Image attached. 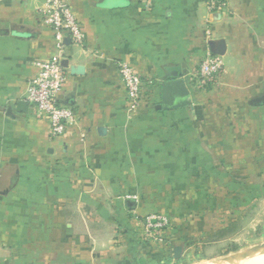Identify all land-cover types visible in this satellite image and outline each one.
<instances>
[{"label":"crops","instance_id":"0c3cea01","mask_svg":"<svg viewBox=\"0 0 264 264\" xmlns=\"http://www.w3.org/2000/svg\"><path fill=\"white\" fill-rule=\"evenodd\" d=\"M65 1L85 39L82 46L65 40L66 81L58 102L75 112L76 121L55 139L48 121L25 101L27 82L36 75L33 63L54 54L52 33L37 14L42 0L0 4V169H13V182L21 187L30 180L31 197H105L96 188L110 184L107 170L113 167L107 159L118 152L128 115L117 71L121 62L141 79V104H151L154 113L194 118L199 96L193 95L191 82L206 54H215L223 66L213 79L239 89L238 105L249 122L264 117V0H220L227 8L219 13L208 12L209 0ZM175 73L190 91L193 110L157 109L160 85ZM19 102L25 104L23 112L17 111ZM231 164L224 168H235ZM19 190L0 191V264H52L66 256L62 264H88L91 257L103 256L89 248L103 240L92 226L76 228L63 212H29L8 204L12 197H24ZM135 208L126 210L134 214ZM134 217L110 222L115 244L139 227ZM72 235L78 246L71 243Z\"/></svg>","mask_w":264,"mask_h":264},{"label":"rangeland","instance_id":"374dc122","mask_svg":"<svg viewBox=\"0 0 264 264\" xmlns=\"http://www.w3.org/2000/svg\"><path fill=\"white\" fill-rule=\"evenodd\" d=\"M194 79L191 90L199 96L194 118L154 113L151 104L127 111L118 152L107 159L113 167L107 170L110 184L96 188L105 197H31V181L21 187L13 182V169L3 168L0 191L21 189L24 195L8 204L63 212L76 228L92 226L103 240L89 248L103 256L88 264H208L251 256L264 246V117L248 121L236 87L219 86L216 79L202 87L198 73ZM230 163L235 168L225 169ZM132 197L134 214L125 207ZM139 210L168 219L167 236H143ZM133 215L139 227L115 244L110 222ZM176 247L182 249L178 259ZM250 256L239 264L254 263Z\"/></svg>","mask_w":264,"mask_h":264},{"label":"built area","instance_id":"2783aa9c","mask_svg":"<svg viewBox=\"0 0 264 264\" xmlns=\"http://www.w3.org/2000/svg\"><path fill=\"white\" fill-rule=\"evenodd\" d=\"M15 0H0V4ZM225 2L209 0L207 10L219 13L226 9ZM37 14L44 26L48 27L54 40V54L46 61H36L33 67L35 77L26 85L25 101L32 105L38 115L48 121L52 138L65 135L68 129L75 124V112L58 102V97L63 90L66 73L63 69L62 55L65 40L75 46H82L85 35L77 21L71 7L65 0H42ZM210 35V32H207ZM222 61L215 54L207 53L198 68L199 80L202 87L210 82L222 69ZM118 75L124 87L128 111L135 109L143 99V87L139 75L128 63L121 62L117 65ZM136 202V197L129 198ZM168 219L161 216H146L141 221L143 236L154 238L161 236L168 228Z\"/></svg>","mask_w":264,"mask_h":264},{"label":"water","instance_id":"95a60500","mask_svg":"<svg viewBox=\"0 0 264 264\" xmlns=\"http://www.w3.org/2000/svg\"><path fill=\"white\" fill-rule=\"evenodd\" d=\"M65 67L64 63H61ZM161 104L157 106V109L164 110H176L189 108L193 110L190 98V91L188 90L184 79L181 77V73H175L168 75L160 85ZM25 104L19 102L17 104V111L23 112ZM9 112V111H8ZM126 208L133 210L135 203L131 200L126 201ZM181 247L173 249L174 259H178L181 255Z\"/></svg>","mask_w":264,"mask_h":264},{"label":"bare ground","instance_id":"6f19581e","mask_svg":"<svg viewBox=\"0 0 264 264\" xmlns=\"http://www.w3.org/2000/svg\"><path fill=\"white\" fill-rule=\"evenodd\" d=\"M248 255L250 256V254H247L246 256H248ZM246 256H244V257L238 256V257L233 258V259L228 258V259H225L223 261L212 262V263H208V264H239L240 262L243 261V258H245ZM250 258L251 259L249 261H254V263H251V264H259V263L264 264V246H262L261 248H258L254 252H252ZM241 264H246V262L241 263Z\"/></svg>","mask_w":264,"mask_h":264},{"label":"trees","instance_id":"16d2710c","mask_svg":"<svg viewBox=\"0 0 264 264\" xmlns=\"http://www.w3.org/2000/svg\"><path fill=\"white\" fill-rule=\"evenodd\" d=\"M148 215H149V212H144L143 210L140 211V216H142V218L143 217H146ZM162 236L164 237V236H167V235L165 233ZM162 236H161V238H162ZM167 240L168 239H166V238H164V240H163L164 241V246L166 247V249H167V246L166 245H168ZM78 241H79L78 238L72 235L71 243L73 244V246H76V245L78 246L79 245V242ZM40 253H41V251H40ZM68 258L69 257L66 256V257H64V259L62 261H59V262H56V263H52V264H62L63 262H66L68 260ZM59 259H62V258H59Z\"/></svg>","mask_w":264,"mask_h":264}]
</instances>
